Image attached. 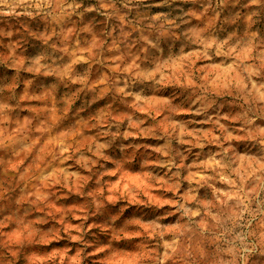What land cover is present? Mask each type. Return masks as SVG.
<instances>
[{
	"label": "rangeland",
	"instance_id": "1",
	"mask_svg": "<svg viewBox=\"0 0 264 264\" xmlns=\"http://www.w3.org/2000/svg\"><path fill=\"white\" fill-rule=\"evenodd\" d=\"M0 264H264V0H0Z\"/></svg>",
	"mask_w": 264,
	"mask_h": 264
}]
</instances>
